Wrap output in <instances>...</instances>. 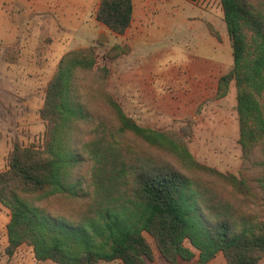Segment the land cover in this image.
<instances>
[{
  "label": "trees",
  "instance_id": "1",
  "mask_svg": "<svg viewBox=\"0 0 264 264\" xmlns=\"http://www.w3.org/2000/svg\"><path fill=\"white\" fill-rule=\"evenodd\" d=\"M220 2L234 65L219 78L216 96L226 97L234 83L239 143L249 161L257 149L264 154V0ZM133 7V0H100L95 17L121 35ZM130 50L115 45L107 57ZM97 63L92 46L64 53L39 111L41 142L13 143L0 171V203L10 212L6 253L27 244L40 261L147 264L155 254L149 235L172 264H207L218 254L227 264H259L264 219L246 216L191 172H212L237 190L248 189L244 176L199 162L179 134L138 123L106 85L84 81L94 70L108 81L110 68ZM255 163L264 191V158Z\"/></svg>",
  "mask_w": 264,
  "mask_h": 264
},
{
  "label": "rangeland",
  "instance_id": "2",
  "mask_svg": "<svg viewBox=\"0 0 264 264\" xmlns=\"http://www.w3.org/2000/svg\"><path fill=\"white\" fill-rule=\"evenodd\" d=\"M68 1L67 3L72 5L77 4L71 2L78 3L83 8L88 7L93 0ZM193 4L208 11L206 19L212 22L225 37V40L220 43L219 70L220 74L225 73L233 67L234 57L232 49L229 48V35L223 19L221 2L220 0H196ZM85 10L81 11L82 15H75V23L66 31L63 30V19L59 17L50 23L53 30L44 32L39 28L36 29V33H32L27 24L25 10L20 4L14 5L8 0H0V171L7 167L9 154L15 141L26 145L41 142L45 123L39 111L43 106L50 79L61 57L70 50L69 48L92 46L98 55L97 66L109 67L110 76L106 82L101 77L103 72L94 70L83 76L84 81L99 87L102 84L106 85L107 90L122 104L127 114L141 125L170 130L179 134L199 162L225 174H234L238 178L244 176L248 189L237 190L225 179L219 178L212 172H201L200 170L191 172L193 175L202 177L208 187H215L224 192L246 216L264 219V191L258 181L263 169L255 163L263 159L264 154L261 149H257L249 161H244L242 147L239 143V121L234 83L232 82L230 92L226 97H217L215 84L219 71L214 70V75L208 81L205 91L193 90L180 94L177 86L164 81L160 82L163 85L157 97L145 96L141 99L134 88L137 82L135 74L137 71L141 72L144 74L146 85H152L154 82L152 78L156 76L154 75L156 65H141L134 63V60L139 63L142 61L140 58L148 55L150 57V53L154 51L140 49L137 55L134 47L132 55L125 52L117 56L118 59H109L107 54L113 46L130 47V42L133 43L131 36L120 37V34L114 33L108 27V30H101V34L98 28L94 31V28L90 27L93 22L94 9ZM83 20L87 27H84V30ZM56 24H59L60 29L63 28L62 31L54 30ZM203 26L207 29L205 24ZM102 35L105 38L104 42H100ZM63 45L66 47L64 48ZM186 45L182 48V43H176L175 47L178 46L180 49L175 54L176 59L168 54L163 55L161 61L169 63L177 60V56L180 58L187 56L186 51L183 50L192 51L193 43H186ZM159 46L169 47V42L161 43ZM196 53L198 54L199 51ZM145 60L150 61L151 59L145 58ZM100 109L107 114L105 108L101 107V103ZM137 146L142 149L145 143L140 140ZM158 153L163 155V152ZM9 213V210L0 203V264H59L51 260H37L27 244H23L11 256L6 253ZM148 238L153 244L155 254L153 260L147 264H172L160 255L149 235ZM196 262L197 258L189 261L180 258L178 260V264H197ZM100 264L123 263L116 260L102 261ZM207 264L227 263L223 255L218 254ZM259 264H264V255Z\"/></svg>",
  "mask_w": 264,
  "mask_h": 264
},
{
  "label": "crops",
  "instance_id": "3",
  "mask_svg": "<svg viewBox=\"0 0 264 264\" xmlns=\"http://www.w3.org/2000/svg\"><path fill=\"white\" fill-rule=\"evenodd\" d=\"M8 1L14 5L20 4L21 8L25 10L24 13H26L25 16L27 15L28 21L27 24H29L28 26L32 33H36V29L39 28L43 29L44 32L53 30L50 27V23L54 22V19L56 21L59 17L63 19L64 29H60L59 24H56L54 30L57 32L62 31V29L66 31L69 29V26L75 23V15H82L81 11L84 12L86 8L85 11H89L92 8L94 9L93 22L90 27H93L94 31L98 28L99 33L101 30H108L107 26L99 22L95 17V12L100 0H93L88 7L86 6L83 8L75 2L71 3L77 5L67 3L69 2L68 0ZM193 3L194 1L191 0H133L134 7L131 24L126 32L119 36H131V41L133 43L130 42V47L132 49L127 54L132 55L134 47L137 51V55H139L140 49L154 51L150 53V57L152 55V58H150L149 55L144 56L145 58L151 59L150 61L145 60V58H140L142 61L138 63L134 60V63L141 65H156L154 70V75L156 74V76L152 78V81H154L152 85H146L144 82V74L141 72L137 71L135 74L137 82L134 84V88L136 94L138 97H141V99L145 98V96L157 97V95L160 94L161 85H163L161 83L164 81L174 84L173 86H177L178 93L180 94H185L187 91L192 92L193 90L205 91L208 81H210L211 76L214 75L213 71L216 70L218 72L220 70V43L225 40V37L212 22L206 19V13H208V11L194 6ZM70 7L72 8L70 9ZM152 21L153 23H151ZM208 22L218 30L221 39L211 32ZM80 24L81 20L79 21V25ZM203 24L206 25L208 30L204 29ZM82 27L83 30L85 29L84 27H86L84 20ZM29 28L27 29L28 31ZM46 37H48V35ZM228 41L229 48L232 49L230 36ZM164 42H169V47L159 46ZM176 43H182V48H184L186 43H193L192 51H190V49L183 50L186 51L187 56L185 55L182 58L177 56V60L174 62L170 61L168 63L166 61H161L163 55L167 56L168 54H171L176 59L175 54L178 53V50L180 51L178 46L175 47ZM63 46L64 48L66 47L65 45ZM78 47L79 46H76L75 48ZM198 51L199 53L197 54L196 52ZM176 66L178 67L175 68ZM225 73L220 74L219 71V75L216 77V92L218 80Z\"/></svg>",
  "mask_w": 264,
  "mask_h": 264
},
{
  "label": "water",
  "instance_id": "4",
  "mask_svg": "<svg viewBox=\"0 0 264 264\" xmlns=\"http://www.w3.org/2000/svg\"><path fill=\"white\" fill-rule=\"evenodd\" d=\"M104 40H105L104 36H101L100 42H104Z\"/></svg>",
  "mask_w": 264,
  "mask_h": 264
}]
</instances>
